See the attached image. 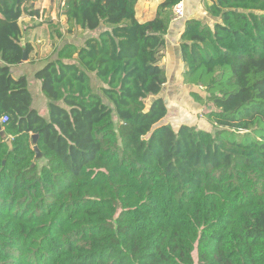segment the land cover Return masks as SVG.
Masks as SVG:
<instances>
[{
	"label": "trees",
	"instance_id": "16d2710c",
	"mask_svg": "<svg viewBox=\"0 0 264 264\" xmlns=\"http://www.w3.org/2000/svg\"><path fill=\"white\" fill-rule=\"evenodd\" d=\"M62 1L85 43L36 73L46 115L10 71L31 49L24 1L0 3V264H264V0L185 22L182 81L209 130L167 122L160 96L179 0L145 23L136 0Z\"/></svg>",
	"mask_w": 264,
	"mask_h": 264
},
{
	"label": "crops",
	"instance_id": "0c3cea01",
	"mask_svg": "<svg viewBox=\"0 0 264 264\" xmlns=\"http://www.w3.org/2000/svg\"><path fill=\"white\" fill-rule=\"evenodd\" d=\"M24 1V0H23ZM212 0H181L183 5V18L170 21L166 35L164 36V48L160 52L159 65L166 75L160 96L167 105L179 111L177 102H171L169 97L176 95H189L193 88L183 84V62L180 54V41L184 31L185 22L189 19H199L209 25H213L214 20L207 13V7ZM29 6L22 4V13L17 20V25L22 31L21 44L29 43L30 50L26 52L27 58L21 64L11 67L13 78L24 77L27 81V90L31 97V107L40 114L46 115L47 100L41 91V82L36 79V73L48 63L56 60L58 51L66 46L76 47L78 52L84 46L85 36L81 29L72 30L68 33L65 17L62 16V0H26ZM164 0H136L134 6V18L138 23H145L155 18L157 7ZM26 8V10H24ZM35 11L37 16L31 17L28 12ZM66 64L78 66L77 55L74 54ZM3 62L0 59V66ZM89 77V74H88ZM167 95L168 98L164 97ZM177 101V98H175ZM200 109L202 107H199ZM170 113V112H169ZM169 115V114H168ZM168 118V117H167Z\"/></svg>",
	"mask_w": 264,
	"mask_h": 264
},
{
	"label": "rangeland",
	"instance_id": "374dc122",
	"mask_svg": "<svg viewBox=\"0 0 264 264\" xmlns=\"http://www.w3.org/2000/svg\"><path fill=\"white\" fill-rule=\"evenodd\" d=\"M25 7L29 6V3L26 0ZM165 95V94H164ZM164 97L168 98L167 95ZM177 98V101L175 100ZM171 102H177V105L179 106V111L174 110L173 107H170L169 109V115L167 118V122L172 123V125H189V126H196L200 129H206L209 130L210 128L203 122L202 115L208 111V108H199L197 105H195L192 102V99L189 95H176L175 97H169Z\"/></svg>",
	"mask_w": 264,
	"mask_h": 264
},
{
	"label": "built area",
	"instance_id": "2783aa9c",
	"mask_svg": "<svg viewBox=\"0 0 264 264\" xmlns=\"http://www.w3.org/2000/svg\"><path fill=\"white\" fill-rule=\"evenodd\" d=\"M183 5L181 3V0L178 1V3L176 5L173 6V8L171 9V16H170V21H176L179 19L183 18ZM8 120L7 116H3L0 119V123H4Z\"/></svg>",
	"mask_w": 264,
	"mask_h": 264
},
{
	"label": "water",
	"instance_id": "95a60500",
	"mask_svg": "<svg viewBox=\"0 0 264 264\" xmlns=\"http://www.w3.org/2000/svg\"><path fill=\"white\" fill-rule=\"evenodd\" d=\"M26 58H27L26 51L23 50V51H22V58H21V61H25ZM0 137H1L2 139H5V137H6L5 134H4V132L1 131V130H0ZM35 139H36V136L33 135V136H32V143H34ZM7 141H8V139H7ZM33 150H34V152H35V159H36V160H37V159H40V158H41V154H40L39 150L37 149V147L34 146V147H33Z\"/></svg>",
	"mask_w": 264,
	"mask_h": 264
},
{
	"label": "flooded vegetation",
	"instance_id": "af4514ba",
	"mask_svg": "<svg viewBox=\"0 0 264 264\" xmlns=\"http://www.w3.org/2000/svg\"><path fill=\"white\" fill-rule=\"evenodd\" d=\"M3 0H0V3L2 4Z\"/></svg>",
	"mask_w": 264,
	"mask_h": 264
}]
</instances>
